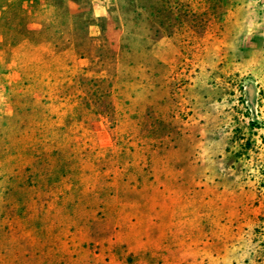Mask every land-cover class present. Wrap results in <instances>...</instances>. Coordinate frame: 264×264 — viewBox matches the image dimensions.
<instances>
[{
  "label": "rangeland",
  "instance_id": "1",
  "mask_svg": "<svg viewBox=\"0 0 264 264\" xmlns=\"http://www.w3.org/2000/svg\"><path fill=\"white\" fill-rule=\"evenodd\" d=\"M0 264H264V0H0Z\"/></svg>",
  "mask_w": 264,
  "mask_h": 264
},
{
  "label": "trees",
  "instance_id": "2",
  "mask_svg": "<svg viewBox=\"0 0 264 264\" xmlns=\"http://www.w3.org/2000/svg\"><path fill=\"white\" fill-rule=\"evenodd\" d=\"M246 126L250 128L252 125L251 123H248ZM30 147L31 146H25L19 148V153L21 151L29 149ZM44 154L45 156L42 159L44 166H42L41 170L38 173H35V175L38 174L37 180L38 182H40L42 189L48 187L56 188L60 191V195L63 196L72 195L74 198H79L81 194L87 193L85 190V176L94 177L95 173L102 172L101 169H96L93 166L95 163L93 153L87 155V158L90 160L89 162H91V168L87 170H82L79 165L80 163H77V159L79 157L76 154L70 153L68 155H63L56 150ZM10 162L11 159H8L6 161V163ZM81 172L85 173L84 177L79 176ZM26 208L27 207L25 203H22L15 210V214H17L18 217V224L26 225L31 220H39V215L38 217H34V215L29 214Z\"/></svg>",
  "mask_w": 264,
  "mask_h": 264
},
{
  "label": "water",
  "instance_id": "3",
  "mask_svg": "<svg viewBox=\"0 0 264 264\" xmlns=\"http://www.w3.org/2000/svg\"><path fill=\"white\" fill-rule=\"evenodd\" d=\"M245 94H246V100L247 103L249 104L250 108L253 109L254 107V86L252 85V83L248 82L246 83L245 87Z\"/></svg>",
  "mask_w": 264,
  "mask_h": 264
},
{
  "label": "crops",
  "instance_id": "4",
  "mask_svg": "<svg viewBox=\"0 0 264 264\" xmlns=\"http://www.w3.org/2000/svg\"><path fill=\"white\" fill-rule=\"evenodd\" d=\"M102 2V1H100ZM99 13V15H102L103 14V7H102V4L101 5H98V8L96 9Z\"/></svg>",
  "mask_w": 264,
  "mask_h": 264
}]
</instances>
